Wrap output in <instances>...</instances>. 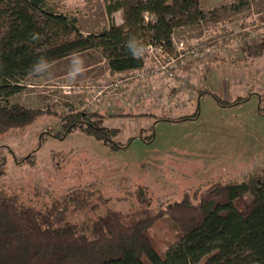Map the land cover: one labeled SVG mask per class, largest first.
Instances as JSON below:
<instances>
[{"label":"rangeland","instance_id":"374dc122","mask_svg":"<svg viewBox=\"0 0 264 264\" xmlns=\"http://www.w3.org/2000/svg\"><path fill=\"white\" fill-rule=\"evenodd\" d=\"M111 1L49 0L55 11L75 14L83 33L109 26ZM231 1L199 0L206 9ZM112 17L122 23L119 10ZM218 17L175 28L172 51L152 44L156 49L143 52L141 68L110 74L100 52L91 49L75 54L83 60L75 77L71 55L23 78L21 91L0 99V106L18 102L50 112L0 134L7 158L0 189L42 207L82 188L99 204L93 212H68L82 220L105 207L126 210L137 192H146L154 208L185 195L196 203L215 182H239L264 170V50L256 58L245 53L246 43L264 36V0H249L241 11H220ZM179 45L198 50L184 53L173 77L159 70L137 76ZM62 111L96 113L113 132L110 141L97 140L82 126L63 135L56 116ZM28 153L33 162H17ZM170 225L158 219L150 229L162 251L176 240Z\"/></svg>","mask_w":264,"mask_h":264},{"label":"trees","instance_id":"16d2710c","mask_svg":"<svg viewBox=\"0 0 264 264\" xmlns=\"http://www.w3.org/2000/svg\"><path fill=\"white\" fill-rule=\"evenodd\" d=\"M248 5L249 0H232L206 9L199 0H114L106 5L109 26L83 33L75 14L55 11L49 0H0V99L21 91V80L34 73L41 57L51 64L95 49L110 74L141 68L147 45L172 51L175 28L217 20L220 11H241ZM117 10L121 24L113 21ZM144 12L153 18L145 20ZM128 41L142 43V54L133 56ZM263 50L264 36L245 44L252 58ZM47 110L18 102L0 106V134L33 123ZM95 114L62 111L56 116L63 135L82 126L97 140L110 141L113 132ZM3 148L0 175L7 164ZM33 157L28 153L17 162H33ZM91 195L78 188L37 207L0 189V264H264V170L239 182H215L196 203L185 195L154 208L146 192H137L126 210L105 207L94 217L70 219L69 211L98 208ZM158 219L171 221L176 239L165 251L150 233Z\"/></svg>","mask_w":264,"mask_h":264},{"label":"built area","instance_id":"2783aa9c","mask_svg":"<svg viewBox=\"0 0 264 264\" xmlns=\"http://www.w3.org/2000/svg\"><path fill=\"white\" fill-rule=\"evenodd\" d=\"M152 18H153V15L147 12L144 13L145 20L152 19ZM155 49L156 47L151 46V44L145 47V50L152 52V53L154 52ZM185 49H186L185 47H183L182 45H179L176 48V52L174 54L164 55V57L161 60L156 59L154 61V64L156 66L152 67L151 70H148V69H146V71L145 69L138 70L137 76H140L142 78L150 74V72L152 71L159 70L163 72L164 74H166L168 77H173L175 68L177 67L178 62L185 56L184 53H187L189 56H194L196 55L197 53L196 51L198 50V48L196 47L188 48L187 50Z\"/></svg>","mask_w":264,"mask_h":264},{"label":"clouds","instance_id":"9594fccd","mask_svg":"<svg viewBox=\"0 0 264 264\" xmlns=\"http://www.w3.org/2000/svg\"><path fill=\"white\" fill-rule=\"evenodd\" d=\"M36 38H37V36L34 35L33 39H36ZM127 47L132 52L133 56H139L140 54H142V50H143V44L142 43H138L135 41H128ZM49 67H50V62L46 58L41 57L33 65L32 71L35 73H41V72H44ZM82 71H83V60L74 54L73 55V69H72L71 75L73 77H75V75L78 72H82Z\"/></svg>","mask_w":264,"mask_h":264},{"label":"crops","instance_id":"0c3cea01","mask_svg":"<svg viewBox=\"0 0 264 264\" xmlns=\"http://www.w3.org/2000/svg\"><path fill=\"white\" fill-rule=\"evenodd\" d=\"M196 107H198V105Z\"/></svg>","mask_w":264,"mask_h":264}]
</instances>
